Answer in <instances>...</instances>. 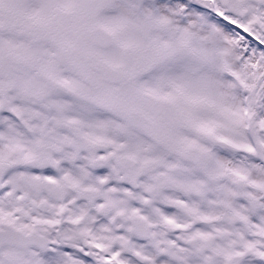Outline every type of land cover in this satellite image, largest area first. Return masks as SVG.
Returning <instances> with one entry per match:
<instances>
[{
  "label": "snow or ice",
  "instance_id": "6c2138e0",
  "mask_svg": "<svg viewBox=\"0 0 264 264\" xmlns=\"http://www.w3.org/2000/svg\"><path fill=\"white\" fill-rule=\"evenodd\" d=\"M0 264H264V0H0Z\"/></svg>",
  "mask_w": 264,
  "mask_h": 264
}]
</instances>
